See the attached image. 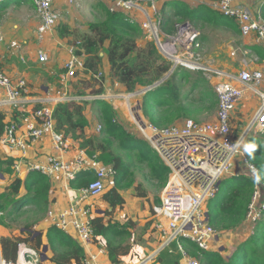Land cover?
<instances>
[{
  "label": "built area",
  "instance_id": "obj_1",
  "mask_svg": "<svg viewBox=\"0 0 264 264\" xmlns=\"http://www.w3.org/2000/svg\"><path fill=\"white\" fill-rule=\"evenodd\" d=\"M31 2L37 16L36 41H41L58 24L60 13L54 8V0ZM108 3L110 11H121L138 21L158 53L170 63L163 79L180 68L198 72L212 83L217 95V113L214 120L202 122L184 119L181 123L166 127L151 126L153 128L149 129L150 135L146 138L169 172L159 201L152 207L153 228L158 240L154 248L135 264H152L162 250H168L169 253L178 252L181 264H199L197 258L189 255L181 239L188 240L199 249L209 250L210 245L222 233L217 232L209 224L206 206L208 201L216 196L220 183L227 176L239 174L235 172L237 159L254 182L253 194L242 223L244 226H254L264 215V186L260 182L258 168L247 160L242 149L250 130L261 133L264 140V58L258 66L249 65V62L243 59L242 67L237 71L222 68L204 58L200 32L190 21L175 22L171 32L162 30V17L156 0H108ZM211 7L223 16L234 19L242 36H253L264 48V19L261 16H253L248 9L235 4L233 0H213ZM2 39L1 37L0 40ZM8 48L9 53L16 55L21 62L25 61L27 51L23 50L21 42L10 40ZM77 49H80L79 41L68 49L69 57L63 66L61 88L54 94L47 92L43 97H30L29 83L25 78L11 80L0 68L2 91L0 108L7 106L13 110H26L29 104H33L31 111L36 120L21 133L15 122H6L0 134V145L8 149L18 147L23 151L28 143L48 136L52 148L58 154L48 156L47 165H31L29 171L38 170L47 176L61 174L68 182L74 180L82 169L94 171L93 178L86 186L74 190L76 194L71 205L65 210L49 209L47 218L50 225H55L65 232L72 230V237L85 251L84 264H99L101 256H105L107 252L99 237L93 232L91 225V218L95 213L93 207L89 204L83 207L81 202L101 195L105 190V183H112L116 171L111 165L97 162L95 156L83 158L82 156L86 155L84 151L79 152V156L74 157V160H66L63 153L70 145L64 133L56 129L53 110L60 102H80L83 99H104L114 109L117 108L115 102L119 99L123 100L126 108L131 111L135 109L139 111V104L137 101L133 102L134 94L130 93L112 94L106 91L90 97L71 95L69 83L72 77L85 69L83 56L76 54ZM36 54L38 61L47 60L41 46L36 48ZM257 58L256 55L254 59ZM92 76L99 79L101 72ZM163 79L155 82L143 93L158 85ZM247 90L258 95L262 102L253 115L250 130L243 131L239 119L236 118V109ZM143 127L146 126L143 124ZM96 128L99 132L101 125H97ZM12 168L16 172L19 171L16 162L12 164ZM39 253L20 243L16 264L19 258L27 264H37ZM0 264L13 263L6 262L0 255Z\"/></svg>",
  "mask_w": 264,
  "mask_h": 264
},
{
  "label": "trees",
  "instance_id": "obj_2",
  "mask_svg": "<svg viewBox=\"0 0 264 264\" xmlns=\"http://www.w3.org/2000/svg\"><path fill=\"white\" fill-rule=\"evenodd\" d=\"M11 2L12 0L0 1V9L12 4ZM100 5L104 9V19L89 23V33L82 36L80 49L76 50L77 55L83 56L85 67L83 72L98 73V67L105 58L109 78L124 85L128 91L153 85L163 79L169 70L170 63L158 53L152 41L149 40L144 47L136 45L137 37L142 34L139 22L121 11H110L108 7L105 8L101 3ZM158 5L162 17L161 28L165 32L172 31L176 20H188L198 25L204 21L213 22L215 25L230 29L233 33H238L236 21L231 17H222L207 5L193 6L191 2L182 0H161ZM64 31L66 29L59 31L60 36H65ZM248 49H251L259 58H264V49L261 47L252 45ZM184 79L189 82L190 94L196 90H202L196 99L188 100L182 97L183 90L180 83ZM103 80L99 83L98 90L92 91L91 94H98L102 91ZM83 81L89 82L90 80L84 78ZM207 86L208 82L200 73L193 75L185 69H177L142 95L141 113L155 128L167 126L181 117L197 119V116L206 108L214 106L217 101L213 88ZM82 101L56 104L53 119L58 131H62L66 137L78 142L79 147L85 149L88 155L95 156L97 162L111 165L116 171L111 187L102 195L104 207L96 208L91 218V225L93 232L99 237L107 252L109 262L122 264L124 257L129 254L132 257L131 246L126 241L138 229L137 224L130 218L120 221L114 217L126 205L123 190L133 185L130 179L131 162L136 160L146 164L150 169L151 177L159 181L161 185L165 183L169 170L158 153L146 141L128 132L116 121L114 108L104 99L89 100L102 115L103 126L99 131V136L88 135L86 133L88 121L84 109L86 101ZM3 117L0 113V134L3 130ZM113 140L116 141V147L113 146ZM244 150L247 160L258 168L260 182L264 186V142L254 143V139L250 138ZM10 162V159H0V173L6 170L4 166ZM93 173L92 169L80 170L76 178L69 183L70 187L78 189L86 186L93 178ZM227 179L229 181L225 189H222L219 200L215 201L212 198L207 203L209 224L217 232L234 230L242 224L253 194L254 182L248 174H238ZM51 184L50 177L38 170L29 171L23 180L19 177L13 179L8 187L0 190V212H2L0 226L9 229L5 214L13 207L17 210L24 204L31 203L35 205L38 212L44 214L49 204ZM22 186L25 193L19 195V189ZM132 190L133 195L140 200H149L147 192L139 183L136 182ZM150 224L151 221L146 222L140 234L143 235L149 231ZM32 226L33 224H25L21 227V235L26 233V237L21 235L0 236L2 259L15 263L18 245L28 243L38 252L41 251L43 245H47L51 252L48 258L49 264H84L83 247L67 232L55 225H50L45 230V242L43 243V233L40 231L37 234ZM146 234L148 236L144 240V247L149 253L154 248V240L149 232ZM181 241L185 249L192 257L197 258L200 264H264V215L254 224L252 233L237 246L229 257H223L220 253L210 249H199L186 239H181ZM179 256L178 253L162 250L156 259L160 264H180ZM42 262L43 260L40 259L37 264H42Z\"/></svg>",
  "mask_w": 264,
  "mask_h": 264
},
{
  "label": "rangeland",
  "instance_id": "obj_3",
  "mask_svg": "<svg viewBox=\"0 0 264 264\" xmlns=\"http://www.w3.org/2000/svg\"><path fill=\"white\" fill-rule=\"evenodd\" d=\"M11 0H5L8 2ZM68 0H54V8L57 11H60V20L55 26V33L60 35L59 31L62 29H66L64 31L65 36L61 38L62 42H65L67 45L72 46L71 44H75L77 41L82 40V36L84 34L89 33V23L102 21L104 19V9L101 7L100 3L108 7L107 0H73L71 3H67ZM158 1V0H157ZM12 4L0 9V67L1 70L4 71L5 75L7 73L12 72L15 69L16 74H21L23 72L29 73L34 80L42 85H49L54 84L55 81L52 76H49L46 73L49 65L52 66L49 62L47 64L43 63L36 67V63L33 61L23 63L21 62L16 55H12L9 53L8 42L10 40H17L21 42L24 51H29L33 49V46H36L35 40V31H36V24H37V16L34 11V6L31 0H12ZM188 21V20H185ZM175 22H180L176 20ZM192 23V22H191ZM194 27L198 29L200 32V37L202 41V52L205 59H209L215 64L221 66L222 68L229 69V70H239L241 68L242 60L246 59L249 62V65L258 66L261 63V58L254 59L256 56L255 53L248 50L245 45V41H243L240 35L237 33H233L226 27L222 26H214L211 22H201L199 25L194 24ZM142 30V29H141ZM67 34V35H66ZM233 41L231 42V40ZM149 41L147 37V33L142 30V34L137 37L136 45L138 47H144L146 43ZM230 45L233 47L231 48ZM230 52V53H229ZM231 52L235 53V56H231ZM36 53V48H35ZM103 55V53H101ZM229 54V57H228ZM53 56H57L58 52L56 49L52 51ZM231 57V58H230ZM40 62V61H38ZM42 63V62H41ZM102 64L98 67V72H101V77L99 79H95L92 76V73H84L77 72L74 77H72L69 83V92L71 95H76L80 97H90L93 95L103 94L106 91L115 94V93H122V94H134V98L132 99L133 102L137 101L139 104V111L129 110L124 105L123 100L117 99L119 102H115L116 109L115 110V119L116 121L121 124L128 132L132 133L136 137L146 141L149 145L150 143L146 139L150 134V128L152 125L149 124L148 120L142 115L140 110V103L141 97L144 94L143 91L147 89L149 86H142L140 88H136L135 90L128 91L126 87L119 83L116 85L114 83L115 80H112L108 76V72L105 66ZM49 64V65H48ZM55 65V63H54ZM31 66V67H27ZM193 75L198 74V72H191ZM201 74V73H200ZM51 75V73H50ZM202 75V74H201ZM7 76V75H6ZM8 77V76H7ZM88 78L90 81H83L82 78ZM104 77L105 79L103 80ZM204 78V77H203ZM102 82L101 92L98 94H91L92 91L98 90L99 83ZM206 80V79H205ZM208 82L207 87H212V83ZM181 87L183 90L182 97L188 100H194L198 97L200 91H194L192 94L189 92V82L187 79L181 81ZM213 88V87H212ZM214 90V89H213ZM81 92V94H79ZM215 92V91H214ZM40 93H42L40 91ZM79 94V95H78ZM188 100H184L185 102H189ZM84 109L85 115L88 121V126L92 129H96L97 125L102 124V115L91 105V101L87 99H83L84 102ZM262 100L260 97L250 90L244 92V96L240 99L237 105V112L236 118L239 119L241 123V129L244 131L245 129L248 131L250 130V126L252 124L253 115L256 109L261 104ZM217 104L206 108V110L197 116V119L192 117H181L175 120V122L169 124H178L181 123L184 119H195V121H202L207 122L214 120L217 113ZM202 110V108H201ZM200 110V111H201ZM143 124L146 127H143ZM167 125V126H169ZM166 127V126H163ZM147 128V129H146ZM159 128H161L159 126ZM94 136H99V133L96 131L94 132ZM254 139V143L261 141L264 142L262 134L257 132L254 133L250 130L246 138L243 142V151L246 145V142L250 139ZM113 146L116 147V141H112ZM151 146V145H150ZM153 149V148H152ZM119 152V150L117 149ZM10 171V168L8 172ZM168 177V175H167ZM166 177V180H167ZM114 179V178H113ZM130 179H132V186L123 190V193L126 197L127 204L122 209L119 210L115 214V219L123 221L124 218H130L134 223H136V227L138 228L135 234L130 238L127 239L126 243L131 246V253L132 257L127 255L123 258L122 264H135L138 260L142 259L145 254L148 253V250L144 247V240L148 236L146 233H150L154 244H156L158 240V235L153 228V214H152V207L159 201L160 193L163 185L160 184L159 181L153 179L150 175V169L146 164L139 163L136 160L131 162V175ZM113 181V180H112ZM228 179H224L223 182L219 185V191L217 192L216 196L214 197L215 201H218L220 198L221 193L223 192L222 189H225L226 184L228 183ZM139 183L143 190L147 192L148 201L143 202V207L139 201L134 200L131 197L133 192L132 187L135 183ZM166 182V181H165ZM124 185V184H123ZM8 184H4L0 179V188H6ZM111 187V182L105 183V190L104 192L97 196L91 197L81 202V206L85 207L88 204L91 205L93 208H103L104 203L102 201V195L108 191ZM24 192V188L21 187L19 189L20 193ZM48 207V206H47ZM207 209V206H206ZM12 210V211H11ZM9 212L5 214V221L9 224V229L11 230L12 235L18 236L21 235V227L25 224H33L32 228L35 232H43L42 242H45L44 232L46 227L42 225V222L45 221V216L47 217V209L44 214L38 212L37 208L34 204L28 203L24 204L20 209L15 210L14 207L11 208ZM95 213H93L94 215ZM151 221L149 231L144 233L143 235L140 234L142 232V227L146 224V222ZM240 230L236 228L234 230H229L228 232H222L209 247L210 250L216 251L221 254V256L225 257L226 253L235 251L237 246L248 237L252 231L253 227L248 226ZM4 231L7 233L6 230L0 228V235ZM249 235H248V234ZM26 233H22V237H26ZM43 242V243H44ZM27 247H30V244L24 243ZM230 253L229 255H232ZM190 255V253H189ZM228 255V254H227ZM51 256V252L47 250L45 257L43 258L42 264H49L48 258ZM29 258V257H28ZM40 260V258L38 259ZM13 264H16L13 263ZM152 264H160L157 259ZM181 264V262H180ZM200 264V262H199Z\"/></svg>",
  "mask_w": 264,
  "mask_h": 264
},
{
  "label": "crops",
  "instance_id": "obj_4",
  "mask_svg": "<svg viewBox=\"0 0 264 264\" xmlns=\"http://www.w3.org/2000/svg\"><path fill=\"white\" fill-rule=\"evenodd\" d=\"M211 1H213V0H192L189 2H191V4L193 6H198V5L202 4V5H207L208 7L213 9L211 7ZM233 1L237 5L244 6L246 9H248L250 11V13L253 16L259 15L264 19V0H233ZM107 2H108V0H107ZM156 2H157V6H159L158 3L160 4L161 0H158V1L156 0ZM67 3H70V2L67 1ZM58 12H60V11H58ZM219 15H221L222 17H227V16H223L220 13H219ZM139 19H140V17H139ZM211 23L214 26H218V25H215L213 22H211ZM55 29L56 28H53L52 31L47 33L41 41H38V40L36 41V44H35L36 46H33V49H30L27 52L26 59L23 62V63H27V62L33 61L36 63V67H38L39 65H42L44 63L47 64L48 62L50 64H52V66H50L48 64L49 68L47 69L46 73H48V75L52 76V78L54 79L55 83L53 85L52 84L42 85L41 83L40 84L38 83V85L36 86L37 82L34 80V78L29 73L25 74V72H23L21 74H16L15 69L12 70V72L6 74L11 80H15L16 78H19V77L25 78L29 83V96L30 97H33V96L43 97L47 92L54 94L56 90L61 88V84H62L61 75L63 73L62 71H63L64 63L69 57L68 49L70 46L67 45L65 42L61 41V39H63V38H61L60 35H57L55 33ZM238 34L240 35L241 39L246 42L245 45L247 46L246 47L247 49L252 45H257V46L261 47L262 49H264L263 46L261 44H259L253 36H242L239 32V29H238L237 35ZM200 39H201V37H200ZM35 40H36V31H35ZM232 41H233V39L231 40V42ZM38 46H41V48L45 51V53L47 55V60L44 61V63L38 62L37 54L35 53V48H37ZM230 47L233 48L231 45H230ZM53 49H56V51L58 52V55L56 57L52 55ZM248 50L252 51L251 49H248ZM231 56L232 57L235 56V55H233V52H231ZM228 57H229V54H228ZM26 60H27V62H26ZM102 61L104 62L103 66L106 67L107 72H108V65H107L106 59L103 58ZM54 63H55V65H54ZM27 67H31V66H27ZM50 73H51V75H50ZM82 79H84V78H82ZM85 79H88V78L86 77ZM114 83L116 85L119 84L116 81H114ZM40 91L42 93H40ZM0 94H2V91H0ZM32 105L33 104H29V106L27 107L26 110H13L7 106H2L0 108V113L4 116L3 120H2L3 123L5 124L6 122H9V121L15 122L19 126V133H21V131L26 130L30 125L34 124L36 121L32 115V111H31ZM237 110L238 109H236V112H237ZM237 114H238V112H237ZM95 131L97 133H99L97 131V128L92 129L90 126H87V128H86V133L88 135H94ZM66 138H67V142L70 145L69 149L65 153H63V157L66 160H69V161L74 160L75 159L74 157H78L79 152H81V151H84L86 153L85 149L79 147L78 142L74 141L70 137H66ZM56 154H58V153L52 148L51 140L48 136L41 137L36 142L28 143L27 147L23 151L21 149H19L18 147H12L11 149H8L7 147L0 145V159H2V160L10 159V161H11L10 164H6L4 166V168L6 170H4V172L0 173V179L4 184L6 183L8 185L16 177H19L21 180H23L26 177L27 173L29 172L31 165H33V164L47 165L48 156L56 155ZM85 156L90 157V155H88L87 153H86V155H84L82 157L84 158ZM238 160L239 159H237V161L235 163L236 164V170L234 169L235 172H237V173L239 172V174H247L245 167L240 165V162ZM14 162H16L19 166L18 172H16L12 168V164ZM85 162L87 163L88 161L85 160ZM9 168H10V171L8 172ZM49 177L51 179L52 184H51V189H50V193H49V204L47 207V211L49 209H53L55 211L67 209L71 205L72 199H74V195L76 194L74 190H76V189H72L69 185L70 182L65 180L64 177L61 176V174H54V175H50ZM228 177L229 176H227L226 179ZM2 189L3 188H0V190H2ZM24 193H25V189H24V192L20 193V195H22ZM123 196L125 197V195H123ZM131 197L134 200L139 201L141 203V206L143 207L144 201L140 200V198L135 197L133 195V192L131 194ZM126 204H127V200H126ZM93 209L96 212V209L95 208H93ZM42 225L45 226L46 228L48 226H50L49 219L46 216H45V221L42 222ZM250 226H252V225H250ZM244 227L246 228L247 226H244V224L242 223L241 226L238 228L240 230H242ZM0 228L7 231V233L2 231L0 236L12 235L10 229H5L1 226H0ZM69 231L70 232H67V233L72 236L73 235V234H71V233H73L72 230L69 229ZM219 236H221V235L219 234L218 237ZM218 237L216 238V240L218 239ZM219 239H220V237H219ZM175 253H178V252H175ZM230 253H232V251H229L228 253H226L225 257H229ZM19 262H20V260H19ZM179 263H180V259H179ZM99 264H111L109 262L107 254L105 256H101V258L99 260Z\"/></svg>",
  "mask_w": 264,
  "mask_h": 264
},
{
  "label": "water",
  "instance_id": "obj_5",
  "mask_svg": "<svg viewBox=\"0 0 264 264\" xmlns=\"http://www.w3.org/2000/svg\"><path fill=\"white\" fill-rule=\"evenodd\" d=\"M37 234L40 233V232H36ZM48 250V247L47 245H43L42 248H41V251L39 253V256H40V259L43 260V258L45 257V254Z\"/></svg>",
  "mask_w": 264,
  "mask_h": 264
},
{
  "label": "bare ground",
  "instance_id": "obj_6",
  "mask_svg": "<svg viewBox=\"0 0 264 264\" xmlns=\"http://www.w3.org/2000/svg\"><path fill=\"white\" fill-rule=\"evenodd\" d=\"M19 253H20V251H19ZM19 260H20V262H19ZM18 264H27V262L24 261V260H21V258H19V259H18Z\"/></svg>",
  "mask_w": 264,
  "mask_h": 264
}]
</instances>
